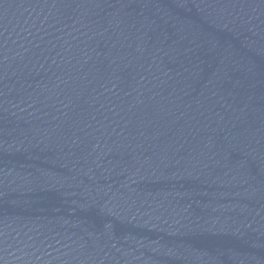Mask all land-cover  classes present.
I'll return each mask as SVG.
<instances>
[{"label":"water","instance_id":"95a60500","mask_svg":"<svg viewBox=\"0 0 264 264\" xmlns=\"http://www.w3.org/2000/svg\"><path fill=\"white\" fill-rule=\"evenodd\" d=\"M0 264H264V0H0Z\"/></svg>","mask_w":264,"mask_h":264}]
</instances>
